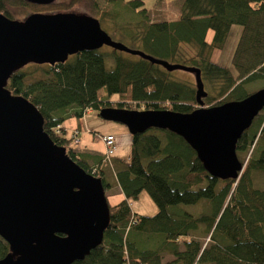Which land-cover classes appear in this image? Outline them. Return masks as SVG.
<instances>
[{"label":"trees","instance_id":"trees-1","mask_svg":"<svg viewBox=\"0 0 264 264\" xmlns=\"http://www.w3.org/2000/svg\"><path fill=\"white\" fill-rule=\"evenodd\" d=\"M83 1L35 5L26 0H0V12L12 18L10 5L40 11ZM89 1L97 7L96 0ZM106 2L117 9L134 10L139 18L118 24L117 13L103 12L97 17L101 26L111 19L113 32L137 44L136 49L200 69L207 93L204 107L244 99L250 94L246 85L264 80V0H183L179 17L170 21L151 20L144 0ZM233 25L243 27L233 57L235 73L212 61L213 52L224 48ZM209 31L211 41L207 40ZM110 56V66L102 49L82 51L55 65L30 63L14 72L7 84L13 94L24 96L39 109L52 140L88 173L100 177L106 191L112 186L101 168L92 173L87 161L70 146L77 136H68L67 117L80 120L88 112L98 115L104 107L180 113L199 107L196 83L176 79L161 65L137 55L111 48ZM36 73L41 76L28 81ZM113 95L118 98L112 100ZM58 126L59 134L54 131ZM130 147L127 158L113 157L116 183L124 198L109 204L110 223L103 241L85 259L72 264H264V109L237 143L238 156L244 155L239 156L244 169L238 179L211 176L192 147L169 130L151 128L132 135ZM254 172L263 174L262 187L254 184ZM143 191L157 205L153 216L132 215L129 200ZM197 204L207 210L192 213L185 208ZM201 226L206 243L193 236ZM136 233L152 235L156 247L142 248ZM9 251L0 237V259ZM165 254L174 258L163 262Z\"/></svg>","mask_w":264,"mask_h":264},{"label":"water","instance_id":"water-1","mask_svg":"<svg viewBox=\"0 0 264 264\" xmlns=\"http://www.w3.org/2000/svg\"><path fill=\"white\" fill-rule=\"evenodd\" d=\"M26 1L50 5L56 0ZM103 46L170 72L193 73L199 107L189 113L104 107L100 117L125 125L132 135L159 128L181 136L218 179H238L244 169L237 143L264 109V87L244 99L204 107L207 93L200 69L115 41L93 16L34 12L18 20L0 12V237L10 249L0 264H72L103 241L110 207L102 179L52 140L31 101L7 88L12 74L30 63H64L72 55Z\"/></svg>","mask_w":264,"mask_h":264},{"label":"rangeland","instance_id":"rangeland-1","mask_svg":"<svg viewBox=\"0 0 264 264\" xmlns=\"http://www.w3.org/2000/svg\"><path fill=\"white\" fill-rule=\"evenodd\" d=\"M68 1V0H67ZM145 6L149 9V18L153 21L159 20H176L180 15V7L183 0H144ZM96 6L94 7L90 1L86 0L80 3H75L68 7H61L56 9L49 10H40L35 11L30 7H26L23 5H10L9 10L12 16V19L23 20L29 14L34 12L40 13H56V12H75L86 14L93 17H100L103 12L117 13V23L118 24H127L132 21H136L139 18V15L131 9H117L114 5L108 4L106 0H96ZM100 10V12H98ZM102 27L107 30L113 40L121 42L126 46L136 49L139 46L134 44L132 41L119 36L117 33L113 32V23L111 19L104 20ZM243 31V27L240 25H233L229 32L226 44L223 49L216 50L212 54V61L228 67L235 73V69L233 66V57L240 40L241 34ZM213 36L212 31L208 32L207 40L211 41ZM102 51L106 53L107 63L110 66L112 58L110 56L111 48L109 46H103ZM26 67V66H25ZM29 69V68H28ZM172 75L176 79L192 81L195 83V76L193 73L184 71V70H175L172 72ZM41 73H36L34 76L29 77L28 81L35 80L40 77ZM264 87V80H259L252 82L246 85V88L249 93H252L258 89ZM117 95L112 96V100H116ZM92 119L88 122L81 121L79 125V120L76 117H67L65 121V126L67 129V134L69 137H72L73 131L80 127V135H78L72 142L71 145L75 149H80L83 153V150H87L91 156V162L97 161L99 156L104 152V144L103 137L108 133H116V137L118 136L117 143L120 144L118 150H116L115 156L117 158H127L130 154V145L132 143V134L129 132L128 128L117 122L108 121L97 115L96 113H91ZM85 118V117H84ZM84 120V119H83ZM76 128V129H75ZM125 133V134H124ZM124 135H127L129 142L126 144ZM116 143V144H117ZM240 158L244 155L243 153H239ZM90 163V167L92 169V173H99V169L103 171V174L106 180L112 186L111 189L106 191V196L110 205H115L123 200L124 196L120 192L117 187L115 172L117 170V165L114 162V158H111L109 161L104 162L100 161V163ZM254 184L256 186H261L263 183V174L261 172H254L253 174ZM130 207L133 214H139L144 216H153L157 213L158 208L152 197L149 195L147 191H143L137 199L129 200ZM188 211L192 213H197L200 211L207 210V207L204 204H197L193 206L185 207ZM136 239L139 242V245L142 248H155L157 241L151 235L150 238L147 237L145 233H136ZM199 241L206 243L208 241V237L204 226H201L197 232H194L193 235ZM174 257L172 255L165 254L163 262L170 261Z\"/></svg>","mask_w":264,"mask_h":264},{"label":"built area","instance_id":"built-area-1","mask_svg":"<svg viewBox=\"0 0 264 264\" xmlns=\"http://www.w3.org/2000/svg\"><path fill=\"white\" fill-rule=\"evenodd\" d=\"M54 131L59 134L60 133V127H56ZM74 136H77L79 134L78 130L74 131ZM103 144H104V155L103 160L104 162L109 161L111 158L115 156L116 150H117V144H116V138L114 135H107L103 137Z\"/></svg>","mask_w":264,"mask_h":264},{"label":"crops","instance_id":"crops-1","mask_svg":"<svg viewBox=\"0 0 264 264\" xmlns=\"http://www.w3.org/2000/svg\"><path fill=\"white\" fill-rule=\"evenodd\" d=\"M91 113L92 112H88V113H86V115L83 117V118H81L80 120H79V125L81 124V121H83V123H85V121L86 122H88V121H90L91 119H92V116H91ZM84 119V120H83ZM79 129H80V127H78ZM77 128V129H78ZM76 129V128H75ZM81 131V130H80ZM116 133H108L107 135H114L115 136V138H116V143H117V141H118V136L116 137V135H115ZM125 134V133H124ZM106 135V136H107ZM124 139H125V142H126V144L129 142V139L127 138V135H124ZM119 146H120V144H118L117 143V150H118V148H119ZM131 146V145H130ZM74 152L76 153V154H78V155H80L81 157H83L86 161H87V163L88 164H90V163H93V162H95V161H93V162H91L92 160H91V156H90V154H89V152L87 151V150H85V152H84V150H83V153H82V151L80 150V149H75L74 148ZM103 154H104V152L99 156V158L97 159V161L95 162L96 164L97 163H100V161L102 160V157H103ZM117 187L119 188V186L117 185ZM119 190H120V188H119ZM120 192H121V190H120ZM122 193V192H121Z\"/></svg>","mask_w":264,"mask_h":264}]
</instances>
